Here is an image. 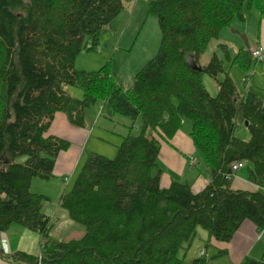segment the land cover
<instances>
[{
	"label": "trees",
	"instance_id": "trees-1",
	"mask_svg": "<svg viewBox=\"0 0 264 264\" xmlns=\"http://www.w3.org/2000/svg\"><path fill=\"white\" fill-rule=\"evenodd\" d=\"M122 9V0H0V233L18 225L41 237L38 256L15 252L12 264H209L227 252L207 256L206 249L229 242L244 221L264 230V99L240 95L224 66L228 60L247 81L264 62L243 50L229 58L221 44L225 61L213 53L206 65L200 62L247 11L264 19V0H150L147 13L157 21L160 44L128 89L113 78L111 61L94 71L75 67L79 54L96 52ZM204 75L216 80V96ZM67 87L81 90L82 98ZM97 103L126 118L128 132L114 159L90 154L61 194L58 207L82 228L78 238L61 240L44 213L48 198L32 193L30 184L51 179L57 156L69 147L46 135L55 114L84 127V111ZM138 118L141 131L132 136ZM183 122L210 170L198 193L174 181L160 186L161 144ZM244 123L246 141L235 136ZM237 163L256 191L232 189ZM198 228L207 234L204 253L186 261ZM240 264H264V252Z\"/></svg>",
	"mask_w": 264,
	"mask_h": 264
},
{
	"label": "crops",
	"instance_id": "crops-1",
	"mask_svg": "<svg viewBox=\"0 0 264 264\" xmlns=\"http://www.w3.org/2000/svg\"><path fill=\"white\" fill-rule=\"evenodd\" d=\"M122 2L123 9L113 22L104 29L101 35V42L102 45L106 44L108 49H110V47L112 48L114 44H117V46L121 45V47H123V52L128 53L130 51L129 45L131 44V33H127L128 26L132 24V32L135 24L137 23L138 25L141 19L140 17L138 20V15L140 13L142 14L145 10L144 3L147 2V0H143L142 4L140 0H122ZM219 44L226 46L229 58H232L239 50L249 52L256 46H260L264 53V19L254 11H247L244 21L235 20L230 27L221 31L219 38L212 45V52L214 47H217ZM148 55L147 57L145 56V58L135 59V67H124L120 72H118L120 66H117V68L115 66L112 69L111 65L112 76L123 89H128L132 86L133 77L138 71L136 69L143 67L148 59ZM83 56L88 57L85 52H82L77 56L78 58L75 60V65L77 68L79 67L78 69L84 71H94L103 60L99 58V60L95 62V68H93L90 57H88L90 60L88 61L87 59H81ZM225 62L229 64L228 60ZM259 64H261L264 74V63ZM252 70L254 74L253 72H251V74H253L254 77L256 73H259L258 65H255ZM228 72L236 82L242 81L245 78V76H243L245 73L233 65L229 66ZM244 82L246 83L243 85V92L238 91L240 95L247 92L252 84V82L250 83L245 80ZM66 90L69 95L81 99L82 95L79 91L67 88ZM102 119L105 122H109L112 127L115 125L118 127L117 137L111 138L110 141L114 143H119L120 141L121 143L122 138L128 132L127 128L130 123L126 118L112 115L105 103H97L94 107L84 111V127L73 126L69 123L64 114L56 113L46 134L47 136L63 139L68 143L69 147L67 150L60 152L57 156L53 177L46 181L33 179L30 184V191L35 194L41 193V195L48 198V201L43 207L44 213L52 222H56L54 234L61 240L67 239L66 234H74L78 230H81V227L72 222L68 218L66 212L58 207V200L61 194L65 192L71 184L73 185L78 175L77 173L80 172L84 165L82 164L81 166V163L82 159L85 157L84 151L87 147V143ZM190 130L191 126L183 122L174 137L170 141L161 144L157 163L161 171L160 186L163 188L167 187L173 181H179L181 178H184L192 192L198 193L210 180V174H202L200 169H196L199 159L196 156V149L189 135ZM102 132H106V130L99 128V139H94L98 143L101 139L100 137H102ZM71 135L78 137L77 143L73 142ZM97 144L90 149L92 153L96 151L97 147L101 146ZM89 154H87V156H89ZM191 160L195 161L194 165L191 164ZM242 169L243 168H240L236 171V175L232 182V189L235 191H256L257 187L246 180V172L241 174ZM59 175H62L60 177L63 179H61ZM39 237L40 235L25 227H13V225L5 233H0V264H12L8 258L15 252H23L31 256H34L37 252L40 253L41 237L40 240ZM6 243H8L9 248L5 247ZM212 244V254H215L217 249H223L227 252L224 257L213 260L216 264H220L225 258L228 261L231 257L233 261L229 262V264H240L245 257L259 259L264 252V230L257 231L251 222L244 221L229 242ZM190 248L191 246L187 247L185 255H187ZM202 251L203 250H199L198 255H200ZM205 253L207 256L210 255L208 251H205ZM196 255L197 254H194V257ZM224 261L227 262L226 260Z\"/></svg>",
	"mask_w": 264,
	"mask_h": 264
},
{
	"label": "rangeland",
	"instance_id": "rangeland-1",
	"mask_svg": "<svg viewBox=\"0 0 264 264\" xmlns=\"http://www.w3.org/2000/svg\"><path fill=\"white\" fill-rule=\"evenodd\" d=\"M149 1L150 0H147V2L144 3L145 10L143 11L142 14L140 13L138 15V20L141 17L140 22L138 23V25H137V23L135 24V26L132 29V32H131L132 24H130L128 26L127 33H131V44L129 45L130 46L129 47L130 51L128 53L123 52V49H122L123 47H121V45L117 46V44H114L112 46V48L110 47V49H108L107 45L106 44L102 45V42L100 41V44H99L96 52H85V54L88 55V57H90V59L92 60L93 68H95V66H94L95 62L97 60H99V58H102L103 59L102 63H100V65H98L97 68H95L96 70H98L103 65H105L107 63V61L109 60V61H111L112 69L115 66H116V68H117V66H120V68L118 69V72H120V71H122V68H124V67H126V68L130 67V66L131 67H135L134 61L137 58L138 59H141L143 57L145 58V56L147 57V55L149 54L148 55V59H147V61H148V60H150L151 58H153L156 55V53L158 51V48H159L161 36H160V31H159V28H158L157 21H156L155 17L152 16V15H149L147 13V4H148ZM140 3L142 4L143 0H140ZM213 43H215V41L211 42L208 50L202 56V58L200 60L201 64L206 65L209 62V60H210L211 56L213 55V53H217V55L221 59H223L224 61L226 60L225 54L222 53V50H220L218 48V46L214 47V50L212 52ZM88 57L87 56H83L81 59H87L88 61H90ZM257 65H258V68H259V73H256V75L253 77L254 71L252 70L253 74H251V78H249L247 80L250 83L252 82L251 87L249 88L248 91L257 92L258 94H260V97L264 99V74H263V71H262L263 68H262L261 64H257ZM224 66H225V70L229 71L230 64H226V62H225ZM75 67H76V65H75ZM234 67H236V66H234ZM78 68L76 67L77 70H81V69H78ZM141 68L142 67H140L139 69H136V70H140ZM81 71H84V70H81ZM243 76H245V74H243ZM219 79L222 80L223 79V75H220ZM231 79H232V77H231ZM244 80H245V78L242 81H239V82H236V81L233 80V82L235 83L238 91H240V92H243V89H244L243 88V82H244ZM203 82H204L205 87H206L207 91L209 92V94L212 97L216 96V93H217L216 80H214L213 78H211V77H209L207 75H204L203 76ZM67 89H75L76 91H79L81 93V95H82V91L79 90L78 88L67 87ZM72 97L76 98V99H79V98L74 97V96H72ZM81 98H82V96H81ZM141 123H142L141 119L138 118L136 123H135L134 129H132V131H131V135L132 136L139 135V133L141 131ZM186 123L188 125H190L189 122H186ZM99 128H102V129L106 130V132H102V137H100L101 139H100V141L98 143L94 139H97L99 137ZM111 134H115V135H111ZM116 134H118V127L116 125L112 127L109 122H105L102 119L101 122L99 123V125L96 127V129L94 131V134L91 136V139L87 143V147H86V149L84 151V156L85 157H84V159H82L81 166L87 160V158H88L87 154H89V153L91 154L92 153V151L90 149L93 148L94 145L97 144V143H98L97 145H101V146L97 147L96 151L93 152V153L101 155V156H104V157H106L108 159H114L116 157L117 147H118L120 141H119V143H114L113 141H110V139L111 138H116L117 137ZM235 136L237 138L241 139V140H245L246 141V140L249 139L250 134H249L248 130L246 129V127L241 124V125L237 126V128L235 130ZM71 139L73 140L74 143H77L78 137L71 135ZM101 141H105V142H101ZM196 156L199 159L196 169H200L202 174H210L209 168L206 166L202 156L197 151H196ZM23 160H24L23 158L18 159L19 162H22ZM245 172H246V169L244 167L242 169V171H241V174H243ZM60 176H62V175H59V177ZM60 178L63 179L62 177H60ZM175 182L187 184L186 181L184 180V178H181L179 181H175ZM71 185L66 189V191L71 189V187H72ZM36 194H40L41 195V193H36ZM13 227H18V226L13 225ZM81 234H82V228H81V230H78L74 234L73 233L66 234V236H67L66 238H71V237L78 238ZM206 239H207L206 232L204 230L198 228L197 229V235L193 239L192 245H190L191 248L187 252L186 261H190V260L196 258L197 256H199L198 255L199 254V252H198L199 250H203L201 252V254L204 253V250H205L204 247L206 245ZM39 240H40V237H39ZM11 244H13V243H11ZM5 247L9 248L8 243H6ZM206 251H208V254H210L209 256L213 255L212 254L213 250H212L211 246L208 247L206 249ZM181 254H182V252L179 253V255H181ZM194 254H197V255L194 257ZM38 255H39L38 252L34 254V256H38ZM224 260L227 261L226 258ZM224 260H223V262H220V264H226V263L229 264V262L233 261L232 257L229 258V260L227 262H225ZM209 264H216V262L212 261Z\"/></svg>",
	"mask_w": 264,
	"mask_h": 264
},
{
	"label": "built area",
	"instance_id": "built-area-1",
	"mask_svg": "<svg viewBox=\"0 0 264 264\" xmlns=\"http://www.w3.org/2000/svg\"><path fill=\"white\" fill-rule=\"evenodd\" d=\"M251 56L257 61V62H264V53L263 49L260 46H256L252 48L250 51ZM191 164L194 165L195 161L191 160ZM240 168H242V164L237 163L233 166V170L237 171Z\"/></svg>",
	"mask_w": 264,
	"mask_h": 264
},
{
	"label": "water",
	"instance_id": "water-1",
	"mask_svg": "<svg viewBox=\"0 0 264 264\" xmlns=\"http://www.w3.org/2000/svg\"><path fill=\"white\" fill-rule=\"evenodd\" d=\"M196 66H194L193 68L195 69ZM247 123H244V126L246 127Z\"/></svg>",
	"mask_w": 264,
	"mask_h": 264
}]
</instances>
